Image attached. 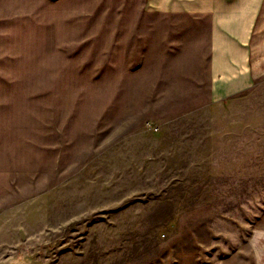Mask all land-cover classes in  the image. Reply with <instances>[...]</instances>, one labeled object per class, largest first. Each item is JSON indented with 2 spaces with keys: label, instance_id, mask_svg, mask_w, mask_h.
<instances>
[{
  "label": "rangeland",
  "instance_id": "rangeland-1",
  "mask_svg": "<svg viewBox=\"0 0 264 264\" xmlns=\"http://www.w3.org/2000/svg\"><path fill=\"white\" fill-rule=\"evenodd\" d=\"M144 1L0 0V264H255L264 68L214 102Z\"/></svg>",
  "mask_w": 264,
  "mask_h": 264
},
{
  "label": "crops",
  "instance_id": "crops-1",
  "mask_svg": "<svg viewBox=\"0 0 264 264\" xmlns=\"http://www.w3.org/2000/svg\"><path fill=\"white\" fill-rule=\"evenodd\" d=\"M144 8L162 17L206 21L207 76L214 102L246 92L261 75L264 0H145ZM258 238L255 264H264V235Z\"/></svg>",
  "mask_w": 264,
  "mask_h": 264
}]
</instances>
